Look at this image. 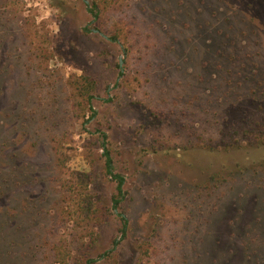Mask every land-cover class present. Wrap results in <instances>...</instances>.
I'll list each match as a JSON object with an SVG mask.
<instances>
[{
    "label": "rangeland",
    "instance_id": "rangeland-1",
    "mask_svg": "<svg viewBox=\"0 0 264 264\" xmlns=\"http://www.w3.org/2000/svg\"><path fill=\"white\" fill-rule=\"evenodd\" d=\"M88 260L264 264V0H0V264Z\"/></svg>",
    "mask_w": 264,
    "mask_h": 264
},
{
    "label": "trees",
    "instance_id": "trees-1",
    "mask_svg": "<svg viewBox=\"0 0 264 264\" xmlns=\"http://www.w3.org/2000/svg\"><path fill=\"white\" fill-rule=\"evenodd\" d=\"M86 85H90L89 82H87L86 80ZM91 90H92V87L88 88V87H85V89L83 90L82 88V92L84 93V95L86 96L87 100L89 101L92 96H91ZM105 137V135H104ZM103 156L105 158V171H106V174L108 176H111L114 181H116L117 183V192L119 193V195L121 194L122 190H121V187L123 185V178L120 176V175H117V174H114L113 173V168H112V161H111V158L108 154V152L106 150H104L103 152ZM119 202L117 201V199H114V207L116 208L118 206ZM124 225H125V220L123 217H121ZM114 244H116V242H114ZM94 263V260H88L85 262V264H93Z\"/></svg>",
    "mask_w": 264,
    "mask_h": 264
},
{
    "label": "water",
    "instance_id": "water-1",
    "mask_svg": "<svg viewBox=\"0 0 264 264\" xmlns=\"http://www.w3.org/2000/svg\"><path fill=\"white\" fill-rule=\"evenodd\" d=\"M94 32H97V31H94ZM120 65H121V62H120Z\"/></svg>",
    "mask_w": 264,
    "mask_h": 264
}]
</instances>
